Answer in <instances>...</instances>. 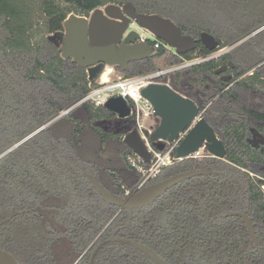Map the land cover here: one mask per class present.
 I'll return each instance as SVG.
<instances>
[{
  "label": "trees",
  "instance_id": "1",
  "mask_svg": "<svg viewBox=\"0 0 264 264\" xmlns=\"http://www.w3.org/2000/svg\"><path fill=\"white\" fill-rule=\"evenodd\" d=\"M108 4L169 19L195 40L184 55L160 47L124 70L113 67L126 79L209 56L214 51L200 43L202 32L217 49L247 38L217 58L155 78L204 110L224 160L188 158L163 167L145 187L190 170L220 174L184 180L132 211L103 202L82 177L89 173L118 196L138 191L143 177L123 142L134 131L132 119L79 103L101 73L88 80L87 69L61 58L56 44L68 15L89 17ZM262 27L264 0H0V248L18 264H156L117 240L127 239L167 264H264V153L246 142L249 127L264 134ZM225 75L231 78L223 81ZM150 146L165 153L172 145ZM228 211H247L257 247L239 217H224Z\"/></svg>",
  "mask_w": 264,
  "mask_h": 264
},
{
  "label": "water",
  "instance_id": "2",
  "mask_svg": "<svg viewBox=\"0 0 264 264\" xmlns=\"http://www.w3.org/2000/svg\"><path fill=\"white\" fill-rule=\"evenodd\" d=\"M132 22L138 24L156 39L174 49L178 55H184L195 49V40L190 36L183 35L180 29L169 19L158 15L136 13L135 8L130 4L122 6L108 4L103 8H97L92 11L89 17L74 14L67 16L63 22V39L60 47V56L63 59L71 58L74 64L86 68L88 80L90 81H93L96 76L100 75L106 66H118L124 70L127 68L129 62L139 61L153 54L150 45L137 42L139 37L137 32L133 30L128 31V27ZM199 41L209 51H214L218 48V41L206 32L200 34ZM224 71L225 67H221L215 73L220 74ZM230 78V75H226L222 77V80L226 81ZM140 94L152 105L154 110L153 115L159 121L157 126L148 135L149 143L156 144L159 141L171 143L178 138L179 134L187 131L184 138L176 147V158L189 156L200 149L203 143H208L207 151L209 154L215 158H223L224 149L222 143L217 139L213 129L206 121L200 118V108L190 99L181 96L167 84L163 83H150L141 89ZM104 108L114 113L119 119L127 118L130 113L127 102L122 97L110 98L104 104ZM195 121L196 123H194ZM43 128L44 126H40L27 134L23 139L17 140L13 147L19 146ZM259 137V142L263 143L264 138L260 135ZM123 142L133 154L137 155L145 163L150 162L151 154L147 151L144 142L136 131L128 133L124 137ZM214 174H217V172L206 169L190 170L158 181L143 187L135 193L124 196L110 193L89 174H83V176L88 180L90 186L98 192L103 202L132 211L150 205L171 187L184 180ZM226 216L240 217L252 242L255 246L257 245L253 224L245 212H229ZM118 240L129 242L156 264H167L151 249L136 241ZM0 264L18 263L10 254L0 248Z\"/></svg>",
  "mask_w": 264,
  "mask_h": 264
},
{
  "label": "built area",
  "instance_id": "3",
  "mask_svg": "<svg viewBox=\"0 0 264 264\" xmlns=\"http://www.w3.org/2000/svg\"><path fill=\"white\" fill-rule=\"evenodd\" d=\"M138 35L139 37L137 42L150 45L153 52L160 47H164L171 53L178 55L176 54L174 49L170 48L164 42L156 39L152 34L148 33L147 36L146 34L140 33ZM213 54L207 57H198L194 55L190 60H183L181 63L175 66L166 69H161L150 75H146L142 77L127 78V79L118 77L116 81H112L109 75L108 81L106 83H101L100 81H97L98 86L96 88H93L79 102L82 103L85 101H90L91 103H93L95 107H98V106H104V104L112 97H122L123 99H125L130 109V113L128 117H131L132 122L135 126L134 131L138 133L140 139L144 142L147 151L151 154V160L149 163H147L149 165L147 168L143 167V164L145 162L134 154L135 155L134 164L136 165L137 169L140 171L143 177L142 181L138 185L137 188L138 190L145 187V184L150 179L158 175L163 167H167L176 161H182L188 158H199L202 156V153L200 152L201 148L185 158H176L171 156V150L174 147L178 146V144L184 138L187 131L179 134L178 138L171 143L159 141L161 143L172 145L165 153L156 151L150 146L151 143L148 142V135L153 130L152 127L154 125V122L151 118L154 117L153 115L154 110L152 105L141 96L140 94L141 89H143L150 83H159L155 81V78L157 77L165 75L174 70L187 68L192 65L201 63L210 57L216 56ZM124 195H129V192H125Z\"/></svg>",
  "mask_w": 264,
  "mask_h": 264
},
{
  "label": "flooded vegetation",
  "instance_id": "4",
  "mask_svg": "<svg viewBox=\"0 0 264 264\" xmlns=\"http://www.w3.org/2000/svg\"><path fill=\"white\" fill-rule=\"evenodd\" d=\"M133 23V22H132ZM131 23V24H132ZM217 49V48H216ZM214 50V52H212L211 54H213V53H215L217 50H223L224 48H222V49H217V50ZM210 54V55H211ZM222 54H224V53H222ZM222 54H220V55H222ZM220 55H217V56H213V57H210V58H208L207 60H205V61H208V60H210V59H214V58H217L218 56H220ZM204 62V61H203ZM226 76V75H225ZM203 112H204V110L203 111H201V116H200V118H203V116H202V114H203ZM63 113H65V112H63ZM61 114V115H64V114ZM67 113V112H66ZM65 113V114H66ZM60 115V116H61ZM118 118V117H117ZM204 119V118H203ZM205 120V119H204ZM197 121V120H196ZM196 121L194 122V123H196ZM206 121V120H205ZM207 123V122H206ZM208 124V123H207ZM209 125V124H208ZM210 126V125H209ZM211 127V126H210ZM212 128V127H211ZM213 129V128H212ZM249 134H248V136H247V138H246V142H247V144L254 150V151H256V152H261V153H264V142L263 143H261V142H259V140H260V137H259V135L260 136H262L263 138H264V134L263 133H261V132H259V131H257L255 128H253V127H249ZM214 131V130H213ZM215 133V132H214ZM259 134V135H258ZM215 136H216V134H215ZM217 137V136H216ZM124 139V138H123ZM218 139V138H217ZM219 140V139H218ZM220 141V140H219ZM221 142V141H220ZM207 144L208 143H203V146H204V151H203V153H202V156L201 157H199V158H197V159H200V158H207V159H218V160H224L223 158L222 159H219V158H215L214 156H212L211 154H209L208 153V151H207ZM224 149V148H223ZM224 157V156H223ZM172 164H174V163H172ZM171 164V165H172ZM206 170H209V169H206ZM210 171H214V170H210ZM214 172H217V174H214V175H218V174H220V172H218V171H214ZM83 174H89V173H82V177L83 178H85L84 176H83ZM90 175V174H89ZM250 175H252V174H250ZM205 176H209V175H205ZM93 178V177H92ZM86 179V178H85ZM94 179V178H93ZM88 181V180H87ZM96 181V180H95ZM89 183V182H88ZM264 185L262 186V190L264 191ZM128 192V191H127ZM125 194V193H124ZM129 194H131V192H129ZM229 212H231V211H228V212H226L225 213V215H224V217H238V216H226V214L227 213H229ZM246 213L247 214V211H243V212H239V213ZM231 213H235V212H231ZM203 215L205 216V218L207 219V216L205 215V212L203 211ZM248 216V215H247ZM240 218V217H239ZM249 218V217H248ZM241 219V218H240ZM250 220V219H249ZM241 221H242V219H241ZM243 222V221H242ZM252 223V222H251ZM244 224V223H243ZM253 224V223H252ZM244 226H245V224H244ZM253 227H254V225H253ZM246 228V227H245ZM247 231V230H246ZM255 232V231H254ZM248 234V233H247ZM249 236V235H248ZM251 239V238H250ZM118 240V239H117ZM127 240V239H126ZM119 241V240H118ZM252 241V240H251ZM254 244V243H253ZM255 246V245H254ZM255 247H257V245L255 246Z\"/></svg>",
  "mask_w": 264,
  "mask_h": 264
},
{
  "label": "rangeland",
  "instance_id": "5",
  "mask_svg": "<svg viewBox=\"0 0 264 264\" xmlns=\"http://www.w3.org/2000/svg\"><path fill=\"white\" fill-rule=\"evenodd\" d=\"M130 30H133V31H135V32H137L138 34H140V33H143V34H146L147 36H148V32L147 31H145L144 29H142L138 24H136V23H132V24H130L129 25V27H128V31H130ZM62 39H63V37H62ZM62 39H61V41H62ZM245 39H247V38H244V39H242V40H240V41H238V42H236V43H234L233 45H231L230 47H226V48H224L223 50H217L213 55H220V54H222V53H225V52H227V51H229L230 49H233L234 47H236L238 44H240L241 42H243ZM56 44L58 45V46H60L61 47V45H62V43L60 44L59 43V40L56 42ZM159 64L161 65V66H164V58L163 59H161L160 61H159ZM110 69L111 70V74H110V77H111V80L112 81H116L117 80V78L118 77H121V78H123L113 67H109V66H106V67H104V69H103V71H102V73L104 72V70L105 69ZM4 71V70H3ZM5 72V71H4ZM101 73V74H102ZM150 75V74H149ZM124 79V78H123ZM97 81H99V79L97 80ZM152 120H153V122H154V125H153V129L157 126V124H156V122H157V118H155V117H153V118H151ZM115 122H116V124H118V125H120L121 124V121L119 120V119H116L115 120ZM149 125V124H148ZM151 127V126H150ZM133 128L135 129V126H134V124H133ZM156 145H162V143L161 142H157L156 143ZM160 147V146H159ZM203 151H204V146H202L201 147V149H200V152L201 153H203Z\"/></svg>",
  "mask_w": 264,
  "mask_h": 264
},
{
  "label": "bare ground",
  "instance_id": "6",
  "mask_svg": "<svg viewBox=\"0 0 264 264\" xmlns=\"http://www.w3.org/2000/svg\"><path fill=\"white\" fill-rule=\"evenodd\" d=\"M111 74V70L110 69H105L104 72L100 75V82L101 83H106L108 81V77Z\"/></svg>",
  "mask_w": 264,
  "mask_h": 264
}]
</instances>
